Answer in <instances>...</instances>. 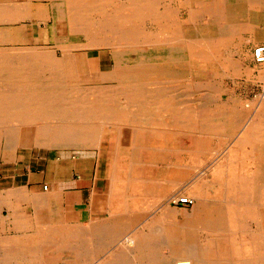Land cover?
Segmentation results:
<instances>
[{"label":"bare ground","instance_id":"1","mask_svg":"<svg viewBox=\"0 0 264 264\" xmlns=\"http://www.w3.org/2000/svg\"><path fill=\"white\" fill-rule=\"evenodd\" d=\"M190 23L196 27L187 31ZM15 24L33 26L18 33L24 47H0V161L15 160L20 143L98 151V132L107 127L136 146L165 141L176 161L166 166L170 174L161 185L175 190L180 182L171 176L191 175L210 154L214 178L190 185L197 204L185 220L206 234V247L194 229L171 230V237L164 228L160 237L133 232L129 264H264V96L250 116L251 105L224 99V90L214 89L207 107L192 94L179 102L167 92L168 84L200 83L212 72L245 78L249 72L235 57L243 54L241 35L264 41V0H0V43ZM103 50L111 55L109 70L101 69ZM184 135L195 139L193 149H180L176 140ZM211 140L217 148L208 146ZM170 195L167 203L177 197Z\"/></svg>","mask_w":264,"mask_h":264},{"label":"crops","instance_id":"2","mask_svg":"<svg viewBox=\"0 0 264 264\" xmlns=\"http://www.w3.org/2000/svg\"><path fill=\"white\" fill-rule=\"evenodd\" d=\"M243 62L248 68L256 66L250 98L254 101L264 96V64L246 56ZM256 93L261 95L255 98ZM261 102L255 103L256 112ZM118 138L111 148L99 144L96 156L87 160L50 157L37 166L30 159L23 164L25 156L3 161L11 168L0 176V264H129L118 250L125 253L133 232H149L152 220L166 216L168 192L178 195L187 186L188 196L194 181L214 178V164L208 161L201 169L200 164L194 167L191 175H172L180 186L167 190L161 182L170 174L166 166L176 161L174 156L166 159V154H173L152 143L136 146ZM176 142L184 150L195 145L189 135L179 136ZM150 152L154 158L146 160L145 153ZM202 171L206 175L200 176ZM169 207L179 222L193 212V207L184 212L188 209L170 202Z\"/></svg>","mask_w":264,"mask_h":264},{"label":"rangeland","instance_id":"3","mask_svg":"<svg viewBox=\"0 0 264 264\" xmlns=\"http://www.w3.org/2000/svg\"><path fill=\"white\" fill-rule=\"evenodd\" d=\"M33 3V4H32ZM37 6L35 5V3L34 2H29V9L31 8V10H30V12H33V11H35L37 8H36ZM186 18H183L182 19V21H184ZM150 23V22H149ZM194 24V23H193ZM9 25H12V24H6L4 27H6V28H10V26ZM25 25H27V24H15V25H13L12 27H11V33L13 34V35H11V37H10V39L8 40V42H6V43H0V47L1 48H8L9 46L10 47H14V46H17V47H24V43H23V41L21 40V38H20V34H18V33H20V31L22 30V28H23V26ZM27 26H33L32 24H30V25H27ZM147 24H144V25H142V28H145V29H147ZM196 27V24H194V25H192L191 23L190 24H188V25H186V28H187V31H190V30H193L194 28ZM16 29V30H15ZM18 31V32H17ZM35 31H36V33L38 34V36H40V41H39V43H41L42 45H44L45 44V42L43 41L44 40V34H43V29H41V28H39V27H37L36 29H35ZM149 32H154V30L153 29H149L148 30ZM29 33L31 34L30 35V37H33V35H32V32L31 31H29ZM192 32H190V34H191ZM242 36V43H244V44H241L242 45V49H244L243 50V54H242V56H240V58L239 57H235V58H237L238 60H240L238 63H240L243 67H245V63L243 62V59H244V56H246L249 60L250 59H252L253 60V62L255 63V64H257L255 61H254V59H253V50L255 49V48H257V46H259V45H263L264 44V41H260V43H255V42H250L247 38L249 37V36H246V35H241ZM14 37V38H13ZM19 37V38H18ZM43 38V39H42ZM14 39V41H12ZM17 40V41H16ZM248 40V41H247ZM21 42V43H20ZM246 43V44H245ZM249 44V45H248ZM252 45H253V49H252ZM247 49V50H246ZM249 49V50H248ZM245 51V52H244ZM250 51V52H249ZM249 52V53H248ZM92 54H90V58H91V64H93V65H96V66H99V59H98V57L97 56H91ZM111 58V55H110V52L108 51V50H103L102 52H101V69L102 70H109L110 68H111V64H112V59H110ZM99 68V67H98ZM246 69L248 70V72H249V74L245 77V78H243V79H235V80H233V79H227V78H225V77H222V76H219L218 75V73L217 72H215V74H214V72H212V73H209L207 76H206V79H205V81H200V83H196L195 81H193V80H190V81H185V83L183 82V83H171V84H168L167 86H168V88H167V92L168 91H170L171 92V95L172 96H175L178 100H179V102H183V101H185V102H187V101H189L190 100V98L191 97H188L187 95H190L191 96V94L193 95V99H196V100H199V101H201L202 102V100H203V103H204V101H207L208 100V98L210 97V94H211V92H213V90L214 89H217V90H224L226 93H227V95H228V97L226 96L224 99H227V100H229V98H230V100L229 101H231V100H235V99H238V100H240V99H242V100H244V101H246V102H248V104H249V106H250V116L251 115H253L255 112H256V108H257V106L255 107V103L256 102H258V104H260V102H261V99H260V93H256L255 94V98H256V96H260V97H257L254 101H252V100H250L249 98H251V95H253L252 97H254V93L252 94V92L255 90V87H252L253 85V81H254V72H255V70H256V66H254L253 68H248V67H246ZM219 77V78H218ZM224 80H223V79ZM212 79V80H211ZM214 79V80H213ZM231 81V82H230ZM236 81V82H235ZM233 82V83H232ZM238 82H240V83H238ZM192 84V85H191ZM172 85V86H171ZM191 85V86H190ZM157 86V85H156ZM159 86H160V88L162 89V88H164V86H162V84H159ZM185 86V87H184ZM180 87H182V88H180ZM222 87V88H221ZM191 88H193V89H191ZM240 88V89H239ZM155 89H158V87H155ZM244 90V91H243ZM195 93H194V92ZM165 92V91H164ZM243 93V94H242ZM168 94V93H167ZM198 94H199V96H198ZM259 94V95H258ZM197 96V97H196ZM233 96V97H232ZM243 96V97H242ZM180 97V98H179ZM208 97V98H207ZM189 98V99H188ZM204 98V99H203ZM246 98V99H245ZM207 99V100H206ZM223 99V100H224ZM204 106H209V105H207V104H205L204 103ZM211 108L213 107V106H210ZM259 107H260V105H259ZM249 116V117H250ZM248 117V118H249ZM247 121H248V119H247ZM19 131V130H18ZM117 138H118V133H117V131H114V130H108V128L107 127H104L102 130H100L99 132H98V140H97V144L99 143V144H101L102 146L103 145H105V146H108V148H111L112 147V145H114V142H115V140H117ZM171 138H170V136H167V140L168 141H171L170 140ZM124 140H126V139H124ZM212 141V140H211ZM125 143H127L126 141H125ZM152 145H154V146H156V147H164L165 146V141H163V140H161V139H157V138H154V139H152ZM190 143V142H189ZM217 143H218V141L217 140H213L212 142H209L208 143V146L211 148V147H214V148H217L216 146H217ZM19 144V143H18ZM96 144V145H97ZM215 144V146H213ZM192 145V144H191ZM66 146V145H65ZM17 148H16V152L14 153V155H13V157H14V159H15V157H17V158H19V159H21V160H24L23 159V156H25V160L23 161L24 163L23 164H26V161L27 160H31L32 161V166H37V164H39V165H41V164H43L44 162H46L47 161V159L48 158H54L55 160L57 159V160H61V161H63V160H67L68 161V158H65V157H67L68 155H73L74 156V158L76 159L77 157H82L83 155H88V154H92V153H94V152H96V151H94V150H90V151H86V152H83V151H81V152H78V150H79V148H78V145L77 144H72L71 146H66V147H68V149H64V150H56V153L54 152L53 153V151H55V149L54 150H48V149H46V148H36L35 146H30V147H26L25 145H23V143L21 144H19V145H17L16 146ZM73 147H76V148H74L73 149ZM81 147H82V145H81ZM128 148V147H127ZM82 149V148H81ZM67 150V151H66ZM75 151V152H74ZM167 152V151H166ZM75 153V154H74ZM79 155V156H78ZM81 155V156H80ZM62 157V158H61ZM154 157H153V153L152 152H150V153H145V159L146 160H152ZM213 156H211L210 154H208V155H205V156H202L201 157V164H200V169H201V167L202 166H204L208 161H212L213 159ZM92 159H94V158H92ZM166 159H168V160H172L173 159V155H171V156H168L167 154H166ZM13 161H15V160H13ZM4 162H10V161H4ZM11 167H10V165L8 166V165H5L4 163H3V161L1 160L0 161V176H2V175H5L6 173H7V169H10ZM36 169V168H35ZM203 171L202 172H200V176L201 175H203ZM204 175H206L205 173H204ZM205 177V176H204ZM187 189H188V187L186 186V187H184V189H183V191H180L179 193L180 194H178L177 196H182V197H186L187 196V193H186V191H187ZM188 192V191H187ZM187 197H189V195L187 196ZM171 200H173V199H171ZM171 200L169 201L170 203H171ZM169 204V203H168ZM172 206H174V205H172ZM179 208H182V207H179ZM194 208L195 207H193V212L191 213V214H184V216H183V220L181 221V222H179V221H177V219H176V213L174 212V210H172V209H168V206H167V210H170V211H168V214H167V216H168V219H167V221H166V223H158V222H156L154 225H152L151 227H150V229H151V231H146V232H135V233H139V234H142L143 236H145V235H149V236H151V235H154V232H157V233H159V237L161 236V232H158V231H162L163 230V228L164 229H166V234L169 236V237H171L170 235H171V233H170V231L171 230H174L176 233H179L178 231L179 230H185L186 228L187 229H194V230H196V232H197V238H198V243H200L202 246L203 245H207V238H206V234L205 233H203V232H200V230H199V227L195 224V225H191V224H188V223H186L185 222V220L188 218V217H190L193 213H194ZM186 209H188V210H184V212H186V211H188V212H190V209L189 208H186ZM144 229H146V228H148V227H143ZM158 228V229H157ZM156 229V230H155ZM160 229V230H159ZM152 232V233H151ZM134 235V234H133ZM132 235V236H133ZM161 240H160V242H162V238H160ZM130 240H131V238H130ZM124 251H125V254L123 253V249H119L118 250V254L119 255H122V257H129V252L131 251V248H128V249H124ZM164 251H166V249H165V247H162V253L164 252ZM122 252V253H121ZM128 252V253H127ZM167 252V251H166ZM163 256L165 257V258H169L168 257V253L167 254H164L163 253ZM130 258V257H129ZM129 258H127V260H129ZM130 261V260H129Z\"/></svg>","mask_w":264,"mask_h":264},{"label":"built area","instance_id":"4","mask_svg":"<svg viewBox=\"0 0 264 264\" xmlns=\"http://www.w3.org/2000/svg\"><path fill=\"white\" fill-rule=\"evenodd\" d=\"M254 61L258 64L264 63V44L253 50ZM171 204L182 208H191L195 205V200L190 197L177 196L171 200ZM177 264H187L185 261H180Z\"/></svg>","mask_w":264,"mask_h":264}]
</instances>
